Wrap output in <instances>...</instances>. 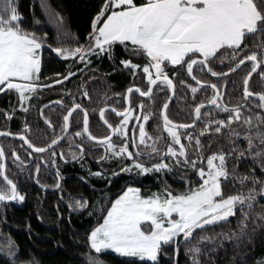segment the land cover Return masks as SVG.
Returning a JSON list of instances; mask_svg holds the SVG:
<instances>
[{
    "label": "snow or ice",
    "instance_id": "snow-or-ice-1",
    "mask_svg": "<svg viewBox=\"0 0 264 264\" xmlns=\"http://www.w3.org/2000/svg\"><path fill=\"white\" fill-rule=\"evenodd\" d=\"M49 15L55 18L59 34L64 29L63 17L57 13ZM22 23L23 18L15 0H0V92L5 89L17 90L21 108L24 107L29 94L46 86L39 83V76L41 52L48 39L47 33L38 35L25 29ZM91 28L85 44H80L77 39L75 47H47L58 57L72 58L85 66L91 64L90 57L104 53L115 42H120L126 47L130 44L134 53L145 56L146 62L142 65L141 76L144 77L146 90L133 84L126 90L128 95L125 99L128 100L129 106L119 110L109 109L118 118V123H110L105 118L106 108L109 107L105 104V107L99 109V115L108 129V134L101 137L94 135L89 128L88 110L73 99L71 107H68L67 113L63 115L60 134L54 135L50 143L44 146L34 144L24 132L14 134L7 131L0 132V135L20 136L29 148L41 154V159L43 153L49 152L51 162L55 164L57 153L54 148L63 142L69 133L72 126L70 118L74 117V113L82 111L83 127L72 133V136H86L89 141L103 145L104 154L97 158L98 161H131L122 164L113 175L132 171L138 175L159 173L182 165L193 171L197 181L188 179V186L183 191L170 190L165 185L162 191L148 195L142 194L141 188L129 184L122 194L110 201L111 206L106 208L102 223H98L88 234L89 248L96 254L92 255L90 252L87 256L89 264H104L100 259L104 250H112L120 256L139 258L144 264H159V254L164 246L175 244L178 253L180 237L187 242L197 230L202 232L207 227L226 223L229 218L235 217L237 211L242 217L238 225L239 233H233L232 236L220 233L225 239L238 241L246 235L247 224L253 213L257 220L264 221V205H260L259 212L255 211L259 199H264V92L250 90V79L254 73L264 79V71L258 72V69L264 67V51H246L245 43L249 35L264 33V0H102L99 11L91 22ZM64 35L67 37L68 33L65 32ZM224 60L231 62L227 72L214 71V67L223 64ZM246 61L251 62V70L243 79V97L245 101L258 98L259 103L255 107L260 111L255 113V120L252 115L242 113V108H247V104L229 107L221 103L222 93L217 84L202 81L194 74L197 69L206 70L211 76L219 79L228 73H234L244 66ZM121 63L125 68L132 69L134 77L136 70L141 68V65L131 60H123ZM169 65L186 69V74L195 81V86L186 85L194 98L198 90L208 87L214 94L206 102L201 101L194 105V118L190 123H178L170 119L167 112L169 102H165L160 113L162 125L156 126L160 134L153 136L146 131L145 125L156 114L145 111L143 99L134 108L129 96L138 93L142 98L151 99L154 95L153 86L161 85L172 90L174 94V79L177 74L173 72L170 77L167 70ZM75 75L76 73L69 71L62 80ZM53 82L58 84L61 80ZM82 95L87 97V90H84ZM205 104L228 113L227 119H215L211 113L202 112ZM137 109L138 115L135 114ZM24 110L27 111L26 108ZM248 111L251 112L252 109L249 108ZM131 120L137 123L131 128L130 135ZM234 121L247 126L243 133L247 148L237 152V159L251 155L259 164L260 176L256 175L255 169L251 175L236 176L237 169L234 167L232 179H238L241 188L245 184H250L251 187L246 192L226 194L222 182H229L227 161L236 149L233 147L228 153L220 150L206 154L201 137L206 134L219 137L227 129L229 142L234 144L235 139L241 135L232 127ZM199 122H203V127L199 131H190L195 129ZM47 123L52 126L51 121ZM24 128L28 129L27 123ZM164 133L167 134L166 137ZM116 137L120 138L118 142H114ZM68 139L71 159H83L84 145H76L71 136ZM162 140L165 143L158 146ZM73 147H78L79 152L72 151ZM208 147L211 148V143ZM11 154L16 160H20L15 150ZM28 155L31 156L32 152ZM59 155L61 159H66L63 151ZM4 158L5 150L0 145V202L24 201L25 196L18 191L17 183L7 174ZM169 160L172 162L169 163ZM39 171L40 164L37 163V174ZM102 174L103 170L92 173L96 176ZM56 175L58 179L55 186L60 187L58 168ZM36 182L39 183L38 178ZM75 204L85 209L89 201L84 199L81 202L76 199ZM71 206L70 204L69 207ZM213 239L202 235L198 243ZM7 247L9 255H14L12 249L15 245L10 238L7 240ZM185 252L192 255V264H203L200 259L201 247L193 245L186 248ZM259 264H264V260Z\"/></svg>",
    "mask_w": 264,
    "mask_h": 264
},
{
    "label": "trees",
    "instance_id": "trees-1",
    "mask_svg": "<svg viewBox=\"0 0 264 264\" xmlns=\"http://www.w3.org/2000/svg\"><path fill=\"white\" fill-rule=\"evenodd\" d=\"M15 3L23 18L22 26L38 35L47 33L48 36L45 42L46 46L41 52L42 67L39 76V83L48 85V87L43 88L44 93L41 94V99L36 101L35 109L38 110L43 102H48L53 98H62L67 94L62 105H53L52 108H49L55 114L52 122L57 133L61 132L63 115L67 113V108L71 107L72 101L75 99L76 103L82 104L89 113H93L94 119L90 128L101 137L103 133H106V129L99 118V109L105 104L113 105L118 110L123 109L127 88L133 84L138 85V81H140L139 85L145 86L141 68L134 77L132 69L125 68L121 61L131 60L142 66L146 62L145 56L134 53L130 44L126 47L120 42H115L104 53L90 57L91 64L85 66L78 60L58 57L54 51L47 47V45H52L53 49L55 47H75L77 39L80 44L87 43L88 33L92 30L91 22L99 11L102 0H15ZM49 13H57L63 17L64 29L59 34L55 18L50 17ZM65 32L68 33L67 37L64 35ZM245 43L247 44L246 51L264 47V33L249 35ZM228 66H231V62L224 60L223 64L214 67V71H227ZM263 68L259 71H264ZM77 69H81V71L78 72ZM167 70L170 77L173 72L177 73L174 79L176 95L169 105L168 115L175 122L190 123L194 118V105L201 101L206 102L214 92L208 87L198 90L194 98L193 93L186 85L195 86V81L186 74V69L171 66ZM250 70L251 62L246 61L244 66L221 79L211 78L205 70L197 69L194 74L202 81L215 82L219 89L224 82L226 87L223 102L231 107L242 105L245 102L243 79ZM69 71L76 75L62 80L58 84L53 82L67 75ZM180 81H185V83L182 84ZM84 90L88 92L87 97L82 95ZM250 90L264 92V79L256 73L250 79ZM155 94V102L143 101L145 111L156 114L148 124V131L151 134L159 135L156 126L162 125L160 113L163 104L169 97L170 89L161 85L156 87ZM110 98H113V101L108 103ZM130 99L132 105L136 107L139 97L133 93ZM258 103L257 98L248 101V107L242 108V113L252 115L255 120V113L260 111L255 107ZM17 107L18 97L14 90L12 93L6 94L4 103L0 104V130L14 133L26 132V136L37 145L50 143L54 135L51 130L46 129L39 114L34 112L27 115L23 110L16 111ZM249 108L252 109L251 112L248 111ZM202 112L211 113L215 119H227L228 115L214 106L205 108ZM6 114H9L11 118H7ZM109 114L106 118L110 123H115L116 116ZM25 123L30 126L28 131H24ZM70 124L72 125L70 135L74 141L84 145L91 144L84 136H72V133L82 128L81 112L74 113ZM77 124L79 127H75ZM202 127L203 122H199L195 129H190V131H199ZM232 127L241 133L235 139L234 144L229 142L230 137L227 129L219 137L208 136V134L201 137L206 154L220 150L228 153L232 151L233 147L236 149V151H232V155L227 161L230 173L229 182H222L226 194L246 192L251 187L250 184H245L241 188L239 180L232 179L234 167L237 169L236 176L251 175L253 169L256 170V175L260 176L259 164L253 160L251 155L237 159V152L247 148V142L243 135L247 126L234 121ZM3 140L14 144L20 142L18 139L8 137H4ZM209 143H211L210 149ZM158 146H162V143ZM102 154L101 151L99 156ZM143 159L147 161L146 157ZM124 163H128V161L124 159L93 161L88 158L82 161L79 166L71 169L67 173L66 179L62 180L61 186L52 191L39 188L33 180H18L19 192L25 196V200L0 202V264H26V262H30V264H89L87 256L90 252L92 255L96 254L90 250L87 236L93 227L102 223L106 208L111 206L110 201H114L129 184L141 188L142 194L148 195L162 191L165 185L170 190L183 191L188 186V179L193 182L197 181L193 171L182 165L173 166L171 171L159 173L138 175L132 171L113 175L112 173L118 172L119 167ZM101 170H103L101 176L92 175V173ZM49 183H47L49 186H55L56 180ZM76 199L81 202L87 199L89 205L85 209H81L76 206ZM70 204L71 207H69ZM260 205H264V199H259L256 212L260 211ZM245 210L247 211V209ZM241 219L240 212L237 211L235 217L229 218L226 223L207 227L202 232L197 230L193 238L187 242L180 237L179 252L177 253L175 244L164 246L159 255V264H192V255L186 253L185 249L191 248L193 245L201 247L200 259L203 264H259L264 260V221L257 220L255 213L252 214V218L247 224L246 235L240 240L224 238V236L239 233L238 225ZM220 233H224V236H220ZM202 235L214 239L198 243L199 237ZM9 238L15 245L12 249L14 255H9L7 247ZM100 259L104 264H144L139 259L122 257L113 252H103ZM147 264H152V262H147Z\"/></svg>",
    "mask_w": 264,
    "mask_h": 264
},
{
    "label": "flooded vegetation",
    "instance_id": "flooded-vegetation-1",
    "mask_svg": "<svg viewBox=\"0 0 264 264\" xmlns=\"http://www.w3.org/2000/svg\"><path fill=\"white\" fill-rule=\"evenodd\" d=\"M256 50H258V53H259L260 51H264V47H257ZM259 70L260 69H258V71ZM206 73H207V71H206ZM207 74L211 78H217V77L211 76V74H209V73H207ZM59 80L62 81V78H60ZM138 82L139 83H138L137 86H139L142 89L146 90L145 89V86L143 84L142 85H139L140 84V81H138ZM207 83H215V82L207 81ZM46 87H48V85H46L45 87L38 88L35 92H33V93H31L29 95V98L25 102L27 104L25 106V108L27 109V111L24 110L25 108L24 109H20V107H19V101H20L19 100V94L15 90L17 92V97H18V107H17V109L15 108V110L16 111L23 110V112L25 114H27V115L28 114L31 115L34 112L38 113L39 114V117L42 119L43 123L45 124L46 129L51 130V132L53 133V135L60 134V132L57 133V131L54 128L53 122H52V120L54 119V116H55V114H53L54 111H52V110L50 111L49 108H52L53 105H62L64 99L67 97V94L64 95L62 98H53V99L49 100L48 102H43V104L37 110V109H35L36 108V104H37L36 101L38 99L39 100L41 99L40 96H41L42 93H44L43 88H46ZM156 87L157 86H154L153 87L154 88V95H153V97L151 99H149V98H142V97L139 96L138 93H135L139 97V100L136 101L137 104L140 103L141 99L155 102V98L154 97L156 95L155 94ZM225 87L226 86H225V84L223 82L221 84V89L218 88L219 91L222 93V98H223V95L225 93ZM13 91H14V89L13 90L5 89L3 92H0V104L1 103H4L6 94H10ZM125 96H126V93H125ZM57 101H61L62 103H56ZM110 101H113V98H110L108 100V103H110ZM124 103H125V97H124ZM247 103H248V101H247ZM107 105L109 107L114 108L113 105H110V104H107ZM125 107H126V103H125ZM133 107L136 108L135 106H133ZM83 108H86V107L83 106ZM1 112L3 114V111H1ZM45 112H47V113H45ZM109 113H111L112 115L115 116L114 113H112L109 109H107L105 111V118H106V116H108L107 114H109ZM88 114H89V128H90V126L93 124L94 115H93V113H89V111H88ZM135 114H137V115L139 114V110L138 109H137V112ZM81 115H82V127H83V113H82V111H81ZM6 116H7V118H9V117L11 118V116L9 114H6ZM99 118H100V115H99ZM70 120H71V118H70ZM47 121H51V125L52 126H50L47 123ZM135 123H136V121L134 123H132L131 128L133 126H135ZM131 128H130V135H131ZM29 129H30V126L28 125V129H25L24 128V131H28ZM105 129H106V133H103L102 136L108 134V129H107L106 126H105ZM0 131H6V130H0ZM90 131L94 135H96L94 133L93 129L91 130V128H90ZM147 131H148V126H147ZM12 133H14V132H12ZM70 133H71V127H70V130H69V133L67 134V136L65 137V139L63 140V142L59 143V145L54 148V151L57 153V156L55 158V164H53L51 162L52 161V157H51V154L49 152L43 153L42 154L43 159H41V154L35 153L31 148H29L28 145H26L24 143V141L22 139H20V138H12V139H18V140H20V142L18 144H14V143H11V142H4L3 138L4 137H8V136H0V145H2L3 148H4V150H5L6 171H7V174L9 175V177L11 179H13L16 183L18 182V180H33L35 182V184L37 186H39V188L40 187H50V188H52V187H55V186H53V185L52 186H49V184H50L49 182H53V180L54 181L56 180V183H57V179H58L57 178V175H56L57 168L59 169V173H60V175H59V181L61 180V183H62V180H65L66 179L67 173L70 172L71 169H73L74 167H77V165L79 166L82 163V161H85L88 158L91 159V160H93V161H98L97 158L100 157L99 154L101 153V151L104 154V147H103V145H99V144H96L94 142H91V141H89L86 138V136H84L85 139L87 141H89L91 144H87V145H84L83 144L84 145V149H85V154L83 156V159L72 160L71 159V156L69 154V147H68V144H69L68 137L71 136ZM148 133L151 134L150 131H148ZM24 135H26V132H24ZM48 135H49V133H48ZM151 135L155 136V134H151ZM96 136H98V135H96ZM164 136L165 137L167 136L166 133H164ZM8 138H11V137H8ZM160 143H162V146H163V144L165 143V141L162 140ZM75 144L76 145H79V144H82V143H79V142L75 141ZM37 146H44V145H37ZM13 150H15V152L19 155L20 160H16V158L11 154ZM61 151L64 152L66 159H61V157L59 155V153ZM72 151L79 152V148L78 147H73L72 148ZM29 152H32V155L31 156L28 155ZM21 161H23V163H21ZM44 161H47L48 163L45 164ZM153 162H158V161H153ZM37 163L40 164L39 174H37V172H36V165H37ZM37 178L41 181V183H40V181H39V183L36 182L37 181ZM47 183H49V184H47ZM17 186H18V184H17ZM18 191H19V188H18Z\"/></svg>",
    "mask_w": 264,
    "mask_h": 264
},
{
    "label": "water",
    "instance_id": "water-1",
    "mask_svg": "<svg viewBox=\"0 0 264 264\" xmlns=\"http://www.w3.org/2000/svg\"><path fill=\"white\" fill-rule=\"evenodd\" d=\"M238 70V69H237ZM225 72H227V71H225ZM230 74H232V73H228L226 76H228V75H230ZM225 76V77H226ZM154 87V86H153ZM224 92V91H223ZM126 95H128L127 94V92H126ZM175 95H176V86H175V91H174V94H173V91L172 90H170V94H169V97H168V99H167V101L166 102H169V105L171 104V102L173 101V99H174V97H175ZM171 97V99L169 100V98ZM129 99H130V96H129ZM258 99V98H257ZM125 103H126V107L127 106H129L128 105V100H126L125 99ZM221 103H223L224 104V102H223V98L221 99ZM244 104H247V101H245L242 105H244ZM209 107H212V106H210V105H207V104H205V107L203 108V109H205V108H209ZM110 108H112V107H108V108H106V110L107 109H110ZM202 109V110H203ZM162 110V109H161ZM161 118H162V116H161ZM102 121V120H101ZM102 123H103V121H102ZM137 123V122H136ZM136 123H135V125H136ZM179 123V122H178ZM106 126V125H105ZM0 132H7V131H0ZM14 134H16V133H14ZM0 136H7V135H0ZM8 137H11V138H20V136H18V135H12V136H8ZM21 139V138H20ZM95 143V142H94ZM26 144V143H25ZM26 145H28V144H26ZM3 163H5L6 164V158H4V160H3ZM59 184L61 185V180L59 181ZM42 189H44V190H46V191H51V190H56V189H58L59 187H52V188H50V187H41ZM10 202H14V201H10Z\"/></svg>",
    "mask_w": 264,
    "mask_h": 264
},
{
    "label": "rangeland",
    "instance_id": "rangeland-1",
    "mask_svg": "<svg viewBox=\"0 0 264 264\" xmlns=\"http://www.w3.org/2000/svg\"><path fill=\"white\" fill-rule=\"evenodd\" d=\"M63 58V57H62ZM71 59V58H70ZM78 62V61H77ZM172 65H169L168 66V68L169 67H171ZM41 67H42V61H41ZM141 70H142V66H141ZM139 71V69H137L136 70V73ZM177 74V73H176ZM17 91V90H16ZM18 92V91H17ZM19 94V93H18ZM30 95V94H29ZM26 102V101H25ZM24 102V107L23 108H21V106H20V101H19V107H20V109H24L25 108V106L27 105L26 103ZM117 118V117H116ZM135 122V120H131L130 121V128H131V125H132V123H134ZM115 123H118V118H117V120H115ZM148 124H149V122L148 123H146V125H145V127H146V131H147V126H148ZM148 132V131H147ZM167 135V134H166ZM137 136H138V130H137ZM119 137H116V138H114V142H118L119 141ZM142 147V146H141ZM143 148V147H142ZM131 150V149H130ZM128 163H131V161H128ZM136 187V186H135ZM122 194V193H121ZM18 202H21V201H19L18 200ZM183 238V237H182ZM104 252H113L112 250H104ZM114 253V252H113ZM116 254V253H115ZM117 255H119V254H117ZM160 255V254H159ZM120 256V255H119ZM122 257H126V256H122ZM128 258H136V257H128ZM136 259H139V258H136Z\"/></svg>",
    "mask_w": 264,
    "mask_h": 264
}]
</instances>
